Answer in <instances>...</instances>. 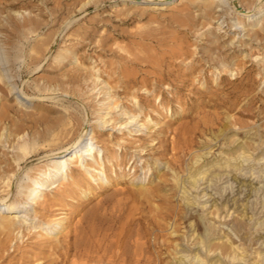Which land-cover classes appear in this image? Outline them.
<instances>
[{
	"label": "rangeland",
	"instance_id": "1",
	"mask_svg": "<svg viewBox=\"0 0 264 264\" xmlns=\"http://www.w3.org/2000/svg\"><path fill=\"white\" fill-rule=\"evenodd\" d=\"M132 1L144 4L148 2L156 3L160 0H0V52L5 53L10 50L9 53H11L12 58H10V60L3 59L0 63V70L4 78V80H0V86L2 85L0 87V94L5 96L4 99L0 98V107H2V109H0V116L3 112L6 113V120L0 124V127L4 125L3 128L6 129L3 130V133L5 134L3 140L5 142L2 144L0 143V157H6L7 155L5 154L7 152V154H10V157H14L16 153L15 149L16 151L18 149L19 137L14 141L13 137L9 138V133L13 129L16 130V128L21 130V139L19 142L27 140L28 138L29 142L31 141V143H33L34 141L32 140L37 138L36 142L39 145V147L37 144L35 145L38 151L34 150L35 148H32L33 152L26 157L27 162L23 164L20 169H18L20 174L19 176L22 180L15 181L13 184V187H15L13 188L9 198H12L13 201L19 196L20 191L25 190L21 188L20 185H24V183L32 185L34 180L40 178L38 168L44 170L47 169V171H49V169H52V165H50L52 161L61 160L57 159L59 158V155L56 156L54 154L55 152H50L51 148L49 146L46 148L47 150L43 149V146L52 143L47 140V137L45 138L44 136H41V133L45 131L49 123H52L51 119H55L54 121H56L57 117L58 119L68 118L71 113L75 119L80 117V120H86V123L84 124L86 129L82 134V139L90 140V138H94L95 140L93 139V142H95L96 150L94 157H91V159H88L89 157H84L78 162L77 167L65 165V169L57 177L53 178L54 182H56V185H59V187L52 189V182L47 183L46 189L39 193L37 197L36 202L38 205L33 204L31 205V209H26L24 213L26 214L25 217L21 218V223H18V225L22 227L20 234L17 235L18 232L16 230L15 235H17V239L15 237L13 243L10 245L11 248L9 246V248L3 251L6 263L12 260L13 257H16L15 259L18 260V262L16 263L14 261L12 264H53L54 260L60 256V258H62L59 260L60 264H72L73 260L75 261L74 252L66 256L62 255V253H64V249L59 250L55 248L53 250V247H56V243L58 244L57 246H59V244L61 245L63 241L67 240L70 243H73L75 236L83 229L85 222L90 215L96 211L100 212L101 210V214L104 213L107 214L108 217H112H107V219L110 222L117 223L119 230H121L122 225L126 228L127 232L125 233V237L123 235L119 236L113 234L111 236L112 241L116 242L119 239L121 245L123 244L121 246L122 249L126 247L134 248L135 241L138 239L137 231H140L146 237L145 241H147L148 253L151 256L153 255V257H155L160 264H175L176 262V264H179V260H182L185 264H202L203 261L205 262L203 264H264V40L261 44L260 41L252 40L248 36V32H250L251 29L261 30L262 25L264 26V0H261L259 10L255 12V17L252 16V13H247L246 0H244V2L242 0H238L239 3L240 1L242 3L238 4V9H235L234 6L226 2L223 7L216 9L213 14L211 13V17L210 15L206 17L204 13L207 10L206 6H198L199 8L197 6H190L191 8H188V6H182L180 4V0H169L173 3V6H175L174 8H169L161 11L160 13L146 11L140 19L122 23L120 20L125 19L127 14L131 13V16L142 14L141 10L138 11L135 7H133L134 5L131 3ZM123 3L127 4V9H118L122 8ZM84 4H87V11L82 10V6ZM129 8L130 10L133 8V11L128 10ZM189 16H191V18ZM211 18L213 20H211ZM96 19L99 21L102 20V23L98 24L97 21H95ZM25 21L32 22H29L28 26H24V28L23 23ZM93 24H98L97 35H95L96 37L94 36V38L92 37L94 39L93 45L88 49L81 50V53L79 52L78 55L81 56L82 54L88 60L86 66H83L84 68L81 67L83 71L88 68L91 69L97 65V69H102V71L106 72L99 71L98 74L103 75L104 73L103 77L106 78V76H109L107 74L110 72L111 68H117V66H120V61H123V67L126 66L124 64V60H122L119 55H125L126 57L129 56H127L125 52L120 51V46L125 49L126 46H128L127 49L129 50L132 48L130 45L134 46L132 49H135L140 43V46L143 44V48L146 47L145 50L149 49L150 52L153 51L151 52L152 55L154 52L155 54H158V52L159 54L161 53L160 55L162 56L159 54L158 56L156 54L158 56L157 64L161 63L163 69L164 66H169V71L171 70L170 74L167 72L165 75L168 80L165 82H158L156 76L154 74H150L149 77L151 78L148 80L149 85L142 89H140L141 86L138 85L140 87L138 88L140 89L139 95L144 94V100H141L139 95L136 97L131 94H122L121 91H123V89L120 84L117 86L115 81L114 84L112 83V86L116 85L117 87H115L120 90V94L117 97H114L115 99L109 98V95L103 98V95L99 94V90L100 87H105V84L99 86V89L97 88V90L92 88L93 85L91 84V79V81L89 80L86 82L83 77L82 86H75L76 90L79 89L75 95H67L63 90H58V87L56 88L57 90L54 91V85L52 86L53 88H51L53 93L50 92L51 89H46V93L49 91L50 94H45L42 89L48 87V85H52L51 82L54 79H58L60 81H62V79L66 80L67 78H63L62 76H67V73L68 75H71L79 69L81 66L80 62L74 64L75 60H72L71 62L68 60L65 65H58V63L56 64L57 61L55 58L58 52L65 49L67 46L69 47L72 44L82 42L84 40L83 38L87 37L83 33H86V30L91 31V27L93 28L94 26ZM113 31L114 33H117L114 34ZM126 31L128 32L127 35L125 34ZM118 33L122 34L121 37L118 36ZM134 34L137 38L136 36H133ZM141 35H149L151 38L153 36V40H155L139 41ZM7 36H10V38H7ZM102 36L110 38L111 44L113 43L110 47L113 48V54L111 52L107 55H104L106 53L100 54L99 49L95 52L93 46L98 45V42H100L101 38H103ZM217 38L221 41L220 43L224 42L222 43L223 46L225 44V48L222 50V53L219 52L217 48L213 47L215 44L211 42L215 39V41H217ZM133 39L136 42L135 43L133 41L135 44L132 43ZM207 41L210 42L208 43ZM143 42H145L146 45ZM150 42L153 44H149ZM114 43L115 46H113ZM154 46V49H157V52L153 49ZM151 47L153 50H150ZM179 48H181V51H178L180 50ZM114 49L117 51L114 52ZM132 49H130V51ZM173 50H175L174 54L175 52H178L173 55ZM163 51H165V56L168 54L166 57L163 56ZM187 51H193L192 55L186 54ZM226 53L229 54V60L227 65L224 66L229 67L224 71L226 72V75L222 76L220 70L224 68L223 65L218 63V70H216L215 68L210 67L207 60L215 55L216 56L214 58L218 59L220 54L224 57ZM257 54L258 57L256 56ZM156 55L154 57H156ZM208 55L209 57H207ZM200 57H204L205 60L203 59V61H201L202 59ZM163 58H165L166 61ZM240 59L242 63L240 62ZM107 61L110 62L108 63ZM108 64H112V66L110 67ZM157 64H155V66H149L150 68L147 70H151L150 72H152L153 67L160 70L161 65H158V67ZM240 64L242 65L241 68H244V71L242 70L244 76L248 72L251 73V76L243 80L241 79L235 81L234 79L237 75L236 71H238V69L240 71ZM148 65H150V63ZM252 65L254 66V69ZM128 69V71L132 73L138 72L134 66H131V68L129 67ZM69 72L72 73L69 74ZM192 74L193 77L191 79L190 76H192ZM160 76L162 78V75H157L158 78H160ZM176 76H178L179 79H177ZM196 76L197 79H194ZM116 77L117 75H114V78ZM181 78L182 83L180 81ZM46 81H48L49 84ZM15 85H18L20 88H24L26 91L28 90L27 92L30 93V95L33 94L32 96H35V98L30 101L24 100L22 97L18 96L16 88L13 89ZM68 86H64V90L67 89L66 91H69L71 89L70 92H72L74 90H72L73 87ZM3 87L6 90L2 89ZM39 87H42V89ZM84 87H87L86 89L88 91ZM137 87L135 89H137ZM38 88L40 90H36ZM80 89L84 90L86 93L81 94L83 91H80ZM220 91L225 92L222 94ZM229 93L232 96H229ZM65 96H67L68 99ZM76 97H78V99ZM212 97L214 99H212ZM94 99H96L95 102ZM103 99H105V103L104 101H101ZM79 100L81 101L79 102ZM145 100L146 102H143ZM210 100H213L214 102L212 101L211 103ZM232 101L233 103H231ZM93 106H95L96 111ZM127 112L128 114H126ZM24 114H28V117ZM211 114H214V116H210ZM45 119L49 120V122ZM39 120L40 122L42 121V124ZM194 120L196 121L195 125L193 122ZM220 120L221 122H219ZM105 121L108 122L105 123ZM5 122H7V124ZM21 122L23 123L21 124ZM75 122L76 123L74 124L73 129L78 128V122ZM208 122L214 124L212 125L210 123V126ZM191 123L194 126H192ZM188 126H191L194 130ZM69 127L71 128V126ZM197 128L198 130H196ZM187 129L191 134L194 132V134H192L193 136L189 132L188 134L186 133ZM199 130L202 131V134ZM185 135L187 136L185 137L186 139L184 138ZM48 137L49 139L50 137L51 139L53 138L52 136ZM39 138L41 143L38 142ZM187 138L190 140H187ZM9 139L10 142L12 140L13 143H9ZM178 139L180 142H178ZM45 141L50 143L47 144ZM176 141L179 145L174 143ZM182 141L183 145L181 144ZM44 142L46 144H44ZM185 143L188 144L186 145ZM12 144L16 146L14 147ZM176 146L180 147L177 148ZM226 149L230 150L232 153L230 151L227 152ZM94 162H100L102 163V166H95V164H93ZM155 164L157 166H155ZM87 165H93V169L97 167L96 171L95 169L93 170L89 168ZM72 169L75 172L74 177H71ZM197 172L202 173V175L197 177L201 180L199 182V184H201L193 187L191 185V176L198 174ZM233 176H236L237 178ZM203 178L204 180H202ZM235 178L236 180H234ZM138 190L140 191L137 192ZM149 190H151L152 193ZM59 191L60 193H63L60 194ZM120 193H125L123 195L124 198L122 197L124 200L121 199L122 194L120 196ZM128 196H132L130 197L131 202L128 200ZM118 197H120V199ZM114 201L116 203H114ZM47 202L48 204H46ZM121 202L124 203L119 204ZM188 202L189 204L187 205ZM116 206H120L122 209L124 208L125 211L124 209L119 210V207L118 209H115ZM160 206L162 208H160ZM111 207L115 212L110 210ZM157 209L158 212H156ZM173 210L175 211L171 212ZM216 212H218V214ZM84 213L86 214L84 215ZM44 215L45 217H43ZM134 217L136 221H134ZM4 218L5 217L2 218V216H0V221H5L6 219L4 220ZM81 218L82 220H80ZM188 218L190 220H188ZM8 219L9 218L7 217V220ZM22 219H24V221ZM46 219H49V222ZM79 220L80 222L78 223ZM196 221H201L202 224L199 223L198 225V222ZM55 222H61V226H56L59 229L57 228L54 232L43 229L48 224H53V227H55ZM137 222L141 223L138 225ZM132 223L133 225H131ZM147 226L149 229L147 228L146 231ZM198 226L200 231L196 232L195 230H198ZM136 227L137 229H135ZM129 228H134L135 231L132 229L129 230ZM209 229L211 233L210 236H213L214 238L208 236L207 240L212 239L213 245L226 246L231 251V255L221 256L222 254L220 250H217L216 252L215 250H212L213 245L204 247L203 244L200 243V238L198 236L199 233L206 235ZM67 231H70L72 234ZM128 232L132 234L129 235V237L126 235L129 234ZM236 232H238L237 234L239 237L235 235ZM67 233L68 235L64 237L63 234L66 235ZM147 234L149 235L147 236ZM201 237L204 238L203 236ZM59 238L60 240H58ZM124 239L128 242L123 241ZM132 239L134 241H132ZM233 241L236 245L235 243L233 245L231 244ZM51 242H54V245ZM36 244L39 246L36 247ZM150 245L152 246L150 247ZM205 248L208 251H205ZM202 249L204 250L202 251ZM238 249L241 251L239 252ZM51 251L52 255L48 254ZM157 251L161 252V254ZM189 252H191V254ZM205 254L208 255L206 256ZM235 255H237L236 259L234 258ZM240 255L241 258L239 257ZM244 255L245 257H243ZM23 257V261H19ZM191 257H194L193 260ZM207 259L209 261H207ZM241 259L243 261H241Z\"/></svg>",
	"mask_w": 264,
	"mask_h": 264
},
{
	"label": "bare ground",
	"instance_id": "2",
	"mask_svg": "<svg viewBox=\"0 0 264 264\" xmlns=\"http://www.w3.org/2000/svg\"><path fill=\"white\" fill-rule=\"evenodd\" d=\"M243 2H244V0H242ZM247 1V6H246V8H247V13H252V16H256L255 15V12L257 11V10H259V6H260V2H261V0H246ZM226 2L227 3H229V4H231L232 6H234V8L235 9H238V4H242L241 3V1H240V3H239V1L238 0H180V4L182 5V6H188V8L190 7V6H206V8H207V10H206V12H204L205 13V15H206V17H208V15H210V17L212 16V14L215 12V10L216 9H218V8H221V7H223L224 6V4H226ZM134 6L133 7H135V9H137L138 11L139 10H141V12H142V14H140V15H130L131 13L128 11V10H130V8L127 10L130 14H127L126 15V18L125 19H121L120 21L122 22V23H127V22H129V21H132V20H136V19H140L141 18V16H143V14H145V12L146 11H152V12H156V13H160L161 11H164V10H167V9H172V8H174L175 6H173V3L172 2H170L169 0H160L159 2H148V3H138L137 1H135V2H131ZM246 4V3H245ZM244 4V5H245ZM127 4L126 3H123V6H122V8H118V9H124V8H126L127 9V7L128 6H126ZM86 6H87V4H84L83 6H82V10H85V11H87L88 9L86 8ZM191 8V7H190ZM199 8V7H198ZM205 8V9H206ZM245 8V7H244ZM133 8H131V10H132ZM130 10V11H131ZM137 10H136V12H137ZM202 10H203V8H202ZM133 11V10H132ZM198 11H200V10H198ZM205 11V10H204ZM220 11V10H219ZM127 13V12H126ZM151 13V12H150ZM163 13V12H162ZM212 13V14H211ZM135 14V13H134ZM195 14V13H194ZM151 15V14H150ZM159 15V14H158ZM198 15H199V13H198ZM222 15V14H221ZM194 16V15H193ZM202 16V15H201ZM214 16V15H213ZM224 16V15H223ZM222 16V17H223ZM145 17V16H144ZM190 18H191V16H189ZM205 18V17H204ZM213 18V17H212ZM211 18V20H213ZM218 18V17H217ZM70 19V18H69ZM214 19H216V18H214ZM104 20V19H103ZM155 20V19H154ZM153 20V21H154ZM66 21V20H65ZM95 21H97V23L98 24H101L102 23V20H95ZM119 21V20H118ZM119 21V22H120ZM138 21V20H137ZM157 21V20H156ZM29 22H32V21H25L24 23H23V27L24 26H28V24H29ZM142 22V21H141ZM154 23V22H153ZM20 24V23H19ZM18 24V25H19ZM98 24H93L94 26H93V28L91 27V31H87L86 30V33H83V34H85L87 37H84L83 39V41L82 42H79V43H76V44H72L71 46H67L65 49H63L62 51H59L58 52V54H57V56H56V58H55V60L57 61L56 62V64L58 63V65H65L67 62H68V60H70V62L73 60H75V62H74V64L75 63H79L80 62V64H81V66L79 67V69L78 70H76V72L75 73H73V74H71L70 72H69V74H71V75H68V73H67V76L66 75H64V76H62L63 78L65 77V78H67L66 80H64V79H62V81H60V80H58V79H54L52 82H51V84L52 85H48L49 83H48V81H46L48 84V87H45L44 89H42V87L40 88V89H42L43 90V92H45V94H47V93H49V91L46 93V89L48 90V89H51V88H53L52 86L54 85L55 86V89H54V91H56L57 89V87H58V90H63L64 92H65V94H76L77 93V91H79V89L78 90H76L75 89V86H79V85H81L82 86V77L84 78V81L86 80V82L87 81H89L90 79L92 80V85H93V87L91 86V84H90V86L92 87V88H94V89H99V86H101V85H103V84H105V87H103V88H101L100 87V90H99V94L101 95H103L102 97L104 98V97H106L107 95H109L108 97L109 98H114V97H117L119 94H120V90H118L116 87L118 86V84H120V86H121V88L123 89V91H121L122 92V94H125V95H135L136 97L139 95V91H140V89H142V88H144L145 86H147V85H149V83H148V80H149V78H151V77H149V75L151 74H154L155 76H156V79L158 80V82L160 81V82H165L166 80H168V78L167 77H165V75H166V73L167 72H169V74H170V71H169V66H164V69L162 68V65H161V63H159V64H157V57L161 54H159V52H158V56L155 54V52L153 53V55L151 54V52H153V51H149V47L147 48L148 50H145L146 49V47H144L143 48V44H141L142 46H140V43L138 44L139 46L138 47H136L137 48V50H136V48L135 49H132L134 46H132V45H130L132 48H130V49H132L131 51H130V49L128 50L127 49V47L128 46H126V49L125 48H121L122 46H120V51H123V52H125L126 54H127V56H129V57H126L125 55V57L123 56V55H119L120 57H121V59L122 60H124V64L127 66H124L123 67V61H120L119 63H121L120 64V66L118 67L117 66V68H111L110 69V72H108V70H107V72H108V74L107 75H109L108 77L106 76V78L105 77H103L104 76V73H103V75H101V74H98V72L100 71H102V69H97L98 68V66L96 67H92L91 69H85L84 71H83V69L81 68V67H83V66H86V63L88 62V60L81 54V56H78L79 55V52L81 53V50H84V49H88V48H90L92 45H93V38H94V36L95 35H97V28H98ZM104 24V23H103ZM105 24H106V22H105ZM121 24V23H120ZM139 24V23H138ZM264 24V23H263ZM17 25V24H16ZM123 25V24H122ZM21 26V25H20ZM22 27V26H21ZM115 27V26H114ZM25 28V27H24ZM23 28V29H24ZM112 28V27H111ZM15 29V28H14ZM19 29V28H18ZM28 29V28H27ZM114 29V28H113ZM252 30V29H251ZM250 30V32H248L247 34H248V36L252 39V40H257V41H260L261 42V44H262V42H263V40H264V26L262 25V29L261 30H252L251 31ZM16 31V30H15ZM20 31H21V29H20ZM150 32H153V31H150ZM11 33V32H10ZM113 33H114V31H113ZM117 33V32H116ZM116 33H114V34H116ZM120 33V32H119ZM118 33V36L119 37H121V35L122 34H119ZM122 33V32H121ZM125 34L127 35L128 34V32L126 31L125 32ZM140 34H143V33H140ZM153 34V33H152ZM9 35V34H8ZM11 35V34H10ZM84 35V36H85ZM110 35V34H109ZM108 35V36H109ZM124 35V34H123ZM138 35V34H137ZM149 35H150V33H149ZM149 35L147 36V35H141V38H140V40L139 41H145V40H152V41H154L153 40V36H152V38L151 37H149ZM154 35V34H153ZM217 35V34H216ZM134 37L136 36L135 34L133 35ZM151 36V35H150ZM155 36H157V35H155ZM154 36V37H155ZM55 37V36H54ZM54 37H53V40H54ZM83 37V36H82ZM93 37V38H92ZM96 37V36H95ZM103 38H101V40H100V42H98V45H94L93 46V48L95 49V52H96V50L97 49H99V52H100V54H102V53H106V54H104V55H107L109 52H111L112 54H113V48H110L111 47V45L113 44H111V42H110V38L109 37H104V36H102ZM111 37H112V35H111ZM130 37V36H129ZM139 37V36H138ZM217 37V36H216ZM7 38H10V36L8 37L7 36ZM136 38H137V36H136ZM213 38V37H212ZM118 39V38H117ZM6 40H8V39H6ZM137 40V39H136ZM162 40V39H161ZM216 40V39H215ZM215 40H213V41H211L213 44H215L213 47H215V48H217V50L219 51V52H221L222 53V50L225 48V44H224V46H223V44L222 43H224V42H222V43H220L221 41H219L218 40V38H217V41H215ZM10 41V40H9ZM81 41V40H80ZM131 41V40H130ZM134 41V39L132 40V43H134L133 42ZM138 41V42H139ZM151 41V42H152ZM157 41V40H156ZM109 42H110V46H109ZM113 42V41H112ZM117 42V41H116ZM149 43V44H153V43ZM159 42V41H158ZM160 42H163V41H160ZM208 42V41H207ZM210 42V41H209ZM208 42V43H209ZM244 42V41H243ZM131 43V44H132ZM136 43V42H135ZM134 43V44H135ZM142 43V42H141ZM144 44H145V42H143ZM146 43H147V41H146ZM206 43V42H205ZM158 44V43H157ZM156 44V45H157ZM163 44V43H162ZM248 44V43H247ZM146 45V44H145ZM144 45V46H145ZM151 45H149V46H151ZM245 45V44H244ZM243 45V46H244ZM113 46H115V43H114V45ZM112 46V47H113ZM117 46H119V45H117ZM192 46V45H191ZM195 46H196V44H195ZM248 46V45H247ZM250 46V45H249ZM166 47V46H165ZM203 47V46H202ZM251 47V46H250ZM263 47V46H262ZM38 48V47H37ZM117 48V47H116ZM155 48V46L153 47V49ZM198 48H199V46H198ZM13 49V48H12ZM119 49V48H118ZM152 49V47H151V49L150 50H153ZM180 50H178V51H181V48H179ZM38 50V49H37ZM145 50V51H144ZM155 50V49H154ZM157 50V49H156ZM155 50V51H156ZM162 50V49H161ZM186 50V49H185ZM208 50H210V49H208ZM257 50V49H256ZM9 51L10 50H8L7 52H5V53H1L0 52V63L2 62V60L3 59H6V60H10V58H11V53H9ZM31 51H33V50H31ZM117 50L116 49H114V52H116ZM119 51V52H120ZM144 51V52H143ZM174 51L175 50H173L172 52V54L173 55H175L177 52H175V54H174ZM184 51V50H183ZM196 51V50H195ZM201 51V50H200ZM211 51V50H210ZM259 51V50H258ZM257 51V52H258ZM35 52V51H34ZM157 52V51H156ZM165 51H163V53H164ZM193 52V51H192ZM192 52H190V51H187L186 52V54H188V55H192ZM211 52H213V51H211ZM216 52V51H215ZM218 52V53H219ZM261 52V51H260ZM29 53H30V51H29ZM32 53V52H31ZM121 53V52H120ZM141 53H142V55H141ZM162 53V54H163ZM197 53V52H196ZM214 53V52H213ZM229 53V52H228ZM262 53V52H261ZM260 53V54H261ZM264 53V52H263ZM14 54V53H13ZM34 54V53H33ZM117 54V53H116ZM116 54H114V55H116ZM156 55V57H154L155 55ZM179 54V53H178ZM194 54V53H193ZM207 54V53H206ZM205 54V55H206ZM210 54V53H209ZM230 54V53H229ZM229 54H225V56L223 57V56H221V54L219 55V58L218 59H216V58H214L215 56H213L212 58H210V59H208L207 60V63L210 65V67L212 68H215L216 70H218L217 69V65H219V64H222L223 65V67L224 68H220L219 70L221 71L220 73H222V76H225L226 74V72H224L229 66H224V65H227V62H228V60H229ZM259 54V53H258ZM258 54L256 55L257 57H258ZM31 55V54H30ZM44 55V54H43ZM168 54H166V56H167ZM170 55V54H169ZM181 55H182V53H181ZM185 55V54H184ZM195 55V54H194ZM193 55V56H194ZM214 55V54H213ZM218 55V54H217ZM223 55V54H222ZM16 56H18V55H16ZM117 56V55H116ZM118 56V57H119ZM160 56H162V55H160ZM163 56H165V53L163 54ZM165 56V57H166ZM183 56V55H182ZM181 56V57H182ZM210 56H212V55H210ZM239 56V55H238ZM242 56V55H241ZM250 56V55H249ZM248 56V57H249ZM31 57V56H30ZM45 57V56H44ZM102 57V56H101ZM115 57V56H114ZM207 57H209V55L207 56ZM253 57V56H252ZM160 58V57H159ZM158 58V59H159ZM169 58V57H168ZM168 58H167V61H168ZM172 58V57H171ZM173 58H175V57H173ZM201 59V61H203V59L205 60V58L204 57H200ZM241 58V57H240ZM254 58V57H253ZM12 59V58H11ZM102 59V58H101ZM119 59V58H118ZM164 60H165V58H163ZM236 59V58H235ZM243 59V58H242ZM163 60V61H164ZM200 60H199V62H200ZM238 60V59H237ZM97 61V60H96ZM116 61H118V60H116ZM115 61V62H116ZM166 61V60H165ZM244 61V60H243ZM93 62V61H92ZM104 62V61H103ZM108 63L110 62V61H107ZM106 62V63H107ZM161 62V61H160ZM205 62V61H204ZM230 62V61H229ZM240 62L242 63V61H241V59H240ZM37 63V62H36ZM35 63V64H36ZM150 63V65H148ZM164 63V62H163ZM171 63V62H170ZM169 63V64H170ZM206 63V64H207ZM219 63V64H218ZM261 63V62H260ZM99 64V63H98ZM105 64V63H104ZM155 64H157V66L158 65H161V69L160 70H162V71H160V70H157V69H155L154 67H153V69H152V72H150L151 70H147V69H149L150 67L149 66H151V65H153V66H155ZM167 64H168V62H167ZM236 64V63H235ZM245 64V63H244ZM247 64V63H246ZM37 65V64H36ZM57 65V66H58ZM77 65V64H76ZM100 65V64H99ZM108 65H110V67L112 66V64H108ZM116 65H119V64H116ZM194 65V64H193ZM200 65H201V62H200ZM79 66V65H78ZM131 66H134L136 69H137V73H132V72H130V71H128L129 69V67L131 68ZM172 66V65H171ZM174 66V65H173ZM203 66V65H202ZM205 66V65H204ZM239 66V65H238ZM253 66V65H252ZM89 67H91V66H89ZM114 67V66H113ZM121 67V68H120ZM159 67V66H158ZM194 67V66H193ZM198 67V66H197ZM242 67V65L240 64V71H239V69H238V71H236L237 72V75H236V78L234 79L235 81H238V80H243V79H245V78H248V77H250L251 76V73L250 72H248L245 76H244V74L242 73V70L244 69H242L241 68ZM243 67H244V65H243ZM84 68V67H83ZM133 68V67H132ZM168 68V69H167ZM171 68V67H170ZM189 68H191V67H189ZM263 68H264V66H263ZM1 69V68H0ZM75 69V68H74ZM107 69V68H106ZM105 69V70H106ZM173 69V68H172ZM193 69V68H192ZM195 69V68H194ZM253 69H254V66H253ZM73 70V69H72ZM104 70V69H103ZM131 70V69H130ZM132 70H134V69H132ZM196 70V69H195ZM200 70H202V69H200ZM247 70V69H246ZM136 71V70H135ZM173 71V70H172ZM193 71V70H192ZM223 71V72H222ZM244 71V70H243ZM248 71V70H247ZM102 72H105V71H102ZM134 72V71H133ZM191 72V71H190ZM195 72V71H194ZM205 72V71H204ZM229 72V71H228ZM227 72V73H228ZM106 73V72H105ZM197 73V72H196ZM202 73H203V71H202ZM218 73H219V71H218ZM253 73V72H252ZM260 73V72H259ZM258 73V74H259ZM65 74V73H64ZM158 74H160V75H162V78H161V76H160V78H158L157 77V75ZM178 74H180V73H178ZM234 74V73H233ZM261 74V73H260ZM114 75H117V77L116 78H114ZM177 75V74H176ZM182 75V74H181ZM184 75H185V73H184ZM184 75H183V77H184ZM201 75V74H200ZM221 75V74H220ZM231 75V74H230ZM167 76H168V74H167ZM173 76V75H172ZM186 76H187V73H186ZM190 76V75H189ZM177 77V79H179L178 78V76H176ZM182 77V78H183ZM191 77V79H192V77H193V74H192V76H190ZM195 77V76H194ZM254 77V76H253ZM257 77V76H256ZM55 78V77H54ZM171 78V77H170ZM169 78V79H170ZM182 78H181V83H182ZM228 78V77H227ZM4 80V78H3V76H2V73H1V70H0V80ZM116 79H118V80H116ZM155 79V80H156ZM173 79V78H172ZM194 79H197V76H196V78H194ZM251 79V78H250ZM256 79V78H255ZM255 79H253V80H255ZM52 80V79H51ZM90 80V81H91ZM174 80V79H173ZM176 80V79H175ZM186 80V79H185ZM249 80V79H248ZM252 80V81H253ZM101 81V82H100ZM117 83V86L115 87V86H112V83L114 84L115 82ZM172 81V80H171ZM195 81V80H194ZM194 81H191V82H194ZM245 81V80H244ZM251 81V80H250ZM256 81V80H255ZM189 82V81H188ZM208 82V81H207ZM242 82V81H241ZM55 83V84H54ZM155 83H157V82H155ZM187 83V82H186ZM210 83V82H209ZM244 83V82H243ZM89 84V83H88ZM153 84V83H152ZM179 84V83H178ZM249 84V83H248ZM5 85V84H4ZM68 85H70L71 87H73L72 88V92H70V90L69 91H66V90H64V86H68ZM85 85V84H84ZM138 85H140L141 86V88L138 86ZM155 85V84H154ZM162 85V84H161ZM174 85V84H173ZM181 85H184V84H181ZM241 85H242V83H241ZM250 85V84H249ZM2 86V85H1ZM0 86V87H1ZM40 86H42V85H40ZM70 86H68V87H70ZM138 86V87H137ZM190 86H192V85H190ZM248 86V85H247ZM44 87V86H43ZM76 87V88H77ZM88 87V86H87ZM86 87V88H87ZM137 87V89H135ZM151 87V86H150ZM156 87V86H155ZM161 87V86H160ZM180 87V86H179ZM16 88V90L18 91V92H16V93H18V96H20V97H22L24 100H28V101H30V100H32V99H34L35 98V96H32V95H30V93H28L24 88H20L18 85L16 86H14L13 87V89H15ZM36 89V90H40V89ZM85 88V87H84ZM85 88V89H86ZM120 88V87H119ZM138 88H140V89H138ZM148 88V87H147ZM183 88H185V87H183ZM192 88V87H191ZM2 89H5L4 87L2 88ZM12 89V90H13ZM97 89V90H98ZM157 89V88H156ZM6 90V89H5ZM82 89H80V91H81ZM87 90V89H86ZM186 90H188V89H186ZM83 92H81V94L82 93H86V92H84V90H82ZM88 91V90H87ZM183 91V90H182ZM4 92V91H3ZM50 92H52V89H51V91ZM62 92V91H61ZM188 92V91H187ZM192 92V91H191ZM194 92V91H193ZM201 92V91H200ZM208 92V91H207ZM218 92V91H217ZM220 92H222V91H220ZM219 92V93H220ZM223 92H225V91H223ZM223 92H222V94H223ZM6 93V92H5ZM4 93V94H5ZM9 93V92H8ZM41 93H42V91H41ZM53 93V92H52ZM59 93V92H58ZM97 93V92H96ZM190 93V92H189ZM50 94V93H49ZM55 94V93H54ZM64 94V93H63ZM92 94V93H91ZM161 94V93H160ZM204 94H205V92H204ZM208 94V93H207ZM209 94H211V93H209ZM218 94V93H217ZM60 95V94H59ZM84 95H86V94H84ZM90 95V94H89ZM93 95V94H92ZM159 95V94H158ZM162 95V94H161ZM183 95V94H182ZM190 95H191V93H190ZM220 95V94H219ZM218 95V96H219ZM225 95V94H224ZM231 94L229 93V96H230ZM47 96V95H46ZM64 96V95H63ZM73 96V95H72ZM77 96H79V95H77ZM81 96V95H80ZM87 96H88V94H87ZM97 96H98V94H97ZM122 96V95H121ZM140 96V98H141V100L145 97L144 96V94H142V95H139ZM186 96V95H185ZM197 96V95H196ZM208 96V95H207ZM218 96H216V97H218ZM222 96V95H221ZM232 96V95H231ZM4 97L5 96H3V95H1L0 94V98L1 99H4ZM39 97V96H38ZM67 99H68V97L67 96H65ZM84 97V96H83ZM86 97V96H85ZM96 97V96H95ZM127 97H129V96H127ZM134 97V96H133ZM136 97H134V98H136ZM189 97V96H188ZM195 97V96H194ZM220 97V96H219ZM224 97V96H223ZM227 97H228V95H227ZM37 98V97H36ZM58 98V97H57ZM60 98V97H59ZM75 98V97H74ZM77 99H78V97H76ZM90 98H91V96H90ZM94 98V97H93ZM126 98V97H125ZM214 98H215V95H214ZM213 97H212V99H214ZM226 98V97H225ZM0 99V100H1ZM63 99H64V97H63ZM80 99V98H79ZM88 99V98H87ZM107 99V98H106ZM115 99V98H114ZM219 99V98H218ZM7 100V99H6ZM61 100V99H60ZM65 100V99H64ZM84 100H86V99H84ZM95 100L96 99H94V102H95ZM144 100V99H143ZM147 100H148V98H147ZM166 100V99H165ZM222 100H224V99H222ZM226 100H228V99H226ZM225 100V101H226ZM81 100H79V102H80ZM93 101V100H92ZM102 102L104 101V103H105V99H103V100H101ZM211 101V100H210ZM209 101V102H210ZM213 101V100H212ZM212 101H211V103H212ZM216 101V100H215ZM85 102V101H84ZM143 102H146V100L145 101H143ZM214 102V101H213ZM222 102V101H221ZM227 102V101H226ZM103 103V104H104ZM149 103V102H148ZM219 103V102H218ZM231 103H233V101L231 102ZM107 104V103H106ZM217 104V103H216ZM220 104V103H219ZM221 104H223V103H221ZM6 105V104H5ZM4 105V106H5ZM82 105V104H81ZM96 105V104H95ZM98 105V104H97ZM218 105V104H217ZM227 105V104H226ZM4 106H3V108H4ZM79 106H80V104H79ZM85 106H87V105H85ZM84 106V107H85ZM8 107H9V105H8ZM81 107V106H80ZM82 107H83V105H82ZM94 107V110H95V106H93ZM110 107V106H109ZM206 107H207V105H206ZM86 108V107H85ZM104 108V107H103ZM102 108V109H103ZM111 108V107H110ZM0 109H2V107H0ZM5 109H6V107H5ZM231 109H232V107H231ZM9 110H11V109H9ZM8 110V111H9ZM96 111V110H95ZM205 111V110H204ZM203 111V112H204ZM51 112V111H50ZM129 112V111H128ZM128 112L126 113V114H128ZM206 112V111H205ZM1 113V112H0ZM11 113V112H10ZM94 113V112H93ZM107 113V112H106ZM207 113V112H206ZM211 113V112H210ZM210 113H208V114H210ZM8 114V113H7ZM205 114V113H204ZM24 115H26V114H24ZM28 115V114H27ZM26 115V116H27ZM99 115V114H98ZM107 115H108V113H107ZM202 115V114H201ZM214 116V114H211L210 116ZM219 115V114H218ZM8 116V115H7ZM20 116V115H19ZM106 116V115H105ZM204 116V115H203ZM209 116V117H210ZM217 116V115H216ZM230 116V115H229ZM13 117V116H12ZM15 117V116H14ZM18 117V116H17ZM16 117V118H17ZM22 117H24V116H22ZM21 117V118H22ZM28 117V116H27ZM45 117V116H44ZM47 117V116H46ZM50 117V116H49ZM63 117V116H62ZM75 117H77V116H75ZM202 117V116H201ZM20 118V117H19ZM31 118V117H30ZM33 118H34V116H33ZM52 118V117H51ZM50 118V119H51ZM56 118V117H55ZM80 118V117H79ZM78 117L75 119L74 118V116L70 113V115H69V117L68 118H60V119H58V117H57V119H56V121H54V120H52L51 119V122L52 123H49V125L46 127V129H45V131L43 132V133H41L40 135L41 136H44L45 138L47 137L48 139V141H51L52 143H50V142H48V143H50V144H48L47 143V141H45L48 145H45V146H43L42 148L43 149H46L48 146L51 148L49 151L50 152H55L54 154L56 155V156H58L59 155V158H57V159H61V160H57V161H52L51 162V164L50 165H52V169H49V171H47V169H41V168H38V171L40 172V178H38V179H36V180H34L33 181V184L31 185V184H28V183H24V185H20V187L21 188H23V189H25V190H22V191H20V193H19V196L16 198V199H14L13 201H12V198H9L10 197V195H11V192L13 191V188L15 187H13V184L15 183V181H17V180H22L21 179V177L19 176L20 174H19V170L18 169H20V167L23 165V164H25L26 162H27V159H26V157L28 156V155H30L33 151H32V148H35L34 150H37V148H36V144L38 145V143L36 142V140H37V138L35 139V140H32V139H30V140H32V141H34L33 143H31V141L29 142V140H28V138H27V140H23L22 142H19V140L21 139V130L20 129H18V128H16V130H12V131H10V133H9V138H11V137H13L14 138V141L15 140H17V138H18V149H17V151H16V149H15V155H14V157H10L9 155L10 154H5V155H7L6 157H0V216H2V218L3 217H5L4 218V220L5 221H0V264H12V262H18V260H16L15 258L16 257H13L12 258V260H10L8 263H6V259L4 258V256H3V251H5V249H7V248H9V246L11 245V243H13V240L15 239V237L18 235V234H20V232H21V230H22V227L20 226V225H18V223H21V218H23V217H25V215L26 214H24L25 213V211H26V209H31V205H36L37 204V202H36V200H37V197H38V195H39V193H41L43 190H45L46 189V184L47 183H49V182H52V189H56L57 187H59V185L57 186L56 185V182H54V179L53 178H55V177H57L65 168H64V166L65 165H71V166H76L77 167V165H78V162L80 161V160H82L84 157H89L88 159H91V157H94L95 156V154H96V150H95V142H93V139L94 138H90V140H85V139H82V134L84 133V131H85V129H86V126H84V124L86 123L85 121H83L82 119L80 120ZM101 118V117H100ZM106 118V117H105ZM104 118V119H105ZM208 118V117H207ZM217 118H218V116H217ZM220 118V117H219ZM24 119V118H23ZM44 119V118H43ZM46 119H48V118H46ZM45 119V120H46ZM102 119V118H101ZM117 119V118H116ZM210 119V118H209ZM6 120V113H4L3 112V114H1V116H0V124H1V122H3V121H5ZM11 120V119H10ZM37 120V119H36ZM42 120V119H41ZM89 120V119H88ZM106 120V119H105ZM193 120V119H192ZM192 120H191V122H192ZM211 120V119H210ZM216 120V119H215ZM214 120V121H215ZM43 121V120H42ZM41 121V122H42ZM47 122H49V120H46ZM75 121H77L78 122V128L76 129H73L74 128V124L76 123ZM200 121H201V119H200ZM212 121V120H211ZM15 122V121H14ZM39 122H40V120H39ZM39 122H35V123H39ZM40 122V123H41ZM108 121H105V123H107ZM194 122V125H195V120L193 121ZM198 122V121H197ZM202 122V121H201ZM216 122V121H215ZM219 122H221V120L219 121ZM218 122V123H219ZM6 124H7V122H5ZM23 122H21V124H22ZM209 123V122H208ZM211 123V122H210ZM210 123H209V125H210ZM238 123V122H237ZM9 124V123H8ZM12 124V123H11ZM11 124H10V126H11ZM15 124V123H14ZM20 124V125H21ZM42 124V123H41ZM48 124V123H47ZM192 124V123H191ZM190 124V125H191ZM196 124H198V123H196ZM212 124V123H211ZM214 124V123H213ZM212 124V125H213ZM217 124V123H216ZM3 125V124H2ZM37 125V124H36ZM193 124H192V126H194ZM199 125V124H198ZM197 125V126H198ZM208 125V126H209ZM218 125H220V124H218ZM16 126V125H15ZM29 126H30V123H29ZM28 126V127H29ZM69 126H71V128L69 127ZM203 126V125H202ZM211 126V125H210ZM209 126V127H210ZM215 126V125H214ZM236 126V125H235ZM4 127V125L2 126V127H0V143L2 144V143H4L5 141L3 140V137L5 136V134L3 133V130L5 129V128H3ZM6 127V126H5ZM19 127H21V126H19ZM38 127H40V126H38ZM76 127V126H75ZM188 127H190L191 128V126H188ZM218 127V126H217ZM221 127V126H220ZM239 127V126H238ZM13 128V127H12ZM24 128V127H23ZM34 128H35V126H34ZM34 128H33V130H34ZM41 128V127H40ZM45 128V127H44ZM202 128V127H201ZM200 128V129H201ZM208 128V127H207ZM214 128V127H213ZM240 128V127H239ZM11 129V128H10ZM38 129V128H37ZM191 129H193V128H191ZM6 130V129H5ZM30 130H31V128H30ZM184 130V129H183ZM190 130V129H189ZM194 130V129H193ZM196 130H198V128L196 129ZM250 130H252V129H250ZM37 131V130H36ZM43 131V130H42ZM187 131V132H186ZM185 132L188 134V129L186 130ZM191 131V130H190ZM210 131V130H209ZM213 131V130H212ZM218 131H220V130H218ZM7 132V131H6ZM182 132H184V131H182ZM199 132L201 133L202 131H200L199 130ZM221 132V131H220ZM225 132V131H224ZM35 133V132H34ZM33 133V134H34ZM185 133V134H186ZM190 133V132H189ZM198 133V132H197ZM208 133H210V132H208ZM27 134V133H26ZM29 134V133H28ZM191 134V133H190ZM192 134H194V132L192 133ZM191 134V135H192ZM202 134V133H201ZM215 134V133H214ZM255 134H257V133H255ZM40 135H38L39 137H41ZM94 135V134H93ZM182 135H184V134H182ZM207 135V134H206ZM205 135V136H206ZM216 135V134H215ZM27 136V135H26ZM29 136V135H28ZM35 136V135H34ZM48 136H52L53 138L51 139V137H50V139H49V137ZM193 136V135H192ZM191 136V137H192ZM203 136H204V134H203ZM213 136V135H212ZM225 136H226V133H225ZM263 136V135H262ZM37 137V136H36ZM92 137H94V136H92ZM97 137V136H96ZM183 137V136H182ZM185 137H187L186 135L184 136V138ZM207 137H209V136H207ZM260 137V136H259ZM12 138V139H13ZM178 138H180V137H178ZM215 138V137H214ZM221 138V137H220ZM243 138V137H242ZM245 138V137H244ZM247 138V137H246ZM6 139V138H5ZM181 139V138H180ZM186 139V138H185ZM189 138H187V140H188ZM222 139H223V136H222ZM255 139V138H254ZM7 140V139H6ZM95 140V139H94ZM186 140V141H187ZM190 140V139H189ZM196 140V139H195ZM195 140H193V141H195ZM226 140V139H225ZM228 140V139H227ZM44 141V140H43ZM219 141V140H218ZM235 141V140H234ZM252 141V140H251ZM9 143H13V141L11 140V142H10V139H9V141H8ZM17 142V141H16ZM15 142V143H16ZM38 142H40L41 143V141H40V138H39V140H38ZM44 142V144H46ZM178 142H180L179 141V139H178ZM178 142L176 141V142H174V143H176L177 145H179L178 144ZM185 142V141H184ZM191 142V141H190ZM248 142V141H247ZM14 143V144H15ZM205 143H206V140H205ZM14 144H12V145H14ZM43 144V143H42ZM182 145H183V141H182V143H181ZM186 145L188 144V143H185ZM191 144V143H190ZM231 144H233V143H231ZM250 144V143H249ZM248 144V145H249ZM242 145V144H241ZM246 145V144H245ZM16 145H14V147H15ZM225 146V145H224ZM38 147H39V145H38ZM177 148L178 147H180V146H176ZM175 147V148H176ZM231 147H232V145H231ZM248 147V146H247ZM11 148V147H10ZM41 148V149H42ZM174 148V149H175ZM249 148V147H248ZM233 149V148H232ZM235 149H236V147H235ZM250 149H252V148H250ZM47 150V149H46ZM227 150V149H226ZM234 150V149H233ZM232 150V151H233ZM237 150H238V148H237ZM253 150V149H252ZM256 150V149H255ZM38 151V150H37ZM43 151V150H42ZM228 151H230V150H227V152ZM40 152V151H39ZM44 152V151H43ZM221 152V151H220ZM231 152V151H230ZM229 152V153H230ZM254 152V151H253ZM41 153V152H40ZM52 153V154H53ZM232 153V152H231ZM222 154V153H221ZM234 154V153H233ZM252 154H254V153H252ZM198 155V154H197ZM200 155V154H199ZM229 155V154H228ZM258 155V154H257ZM260 155V154H259ZM263 155V154H262ZM12 156V155H11ZM205 156V155H204ZM224 156V155H223ZM236 157V156H235ZM194 158V157H193ZM203 158H205V157H203ZM231 158H232V156H231ZM246 158V157H245ZM256 158V157H255ZM223 159V158H222ZM254 159V158H253ZM109 160V159H108ZM159 161V160H158ZM158 161H157V163H158ZM227 161V160H226ZM193 162H194V160H193ZM201 162V161H200ZM220 162V161H219ZM171 163V162H170ZM227 163V162H226ZM232 163V162H231ZM241 163V162H240ZM93 164H95V166H98V167H101L102 166V163H100V162H94ZM154 164V163H153ZM192 164V163H191ZM216 164V163H215ZM215 164H213V165H215ZM221 164H222V162H221ZM224 164H225V162H224ZM237 164V163H236ZM193 165V164H192ZM233 165V164H232ZM88 166V165H87ZM152 166V165H151ZM155 166H157L156 164H155ZM194 166V165H193ZM221 166V165H220ZM236 166V165H235ZM89 168H91V169H93V165H89L88 166ZM172 167H174V166H172ZM200 167V166H199ZM222 167V166H221ZM224 167V166H223ZM232 167V166H231ZM230 167V168H231ZM96 168L97 167H95L94 169H95V171H96ZM157 168V167H156ZM169 168H170V166H169ZM175 168V167H174ZM198 168V167H197ZM208 168V167H207ZM226 168V167H225ZM93 169V170H94ZM154 169V168H153ZM158 169V168H157ZM190 169V168H189ZM193 169H194V167H193ZM192 169V170H193ZM211 169H212V167H211ZM210 169V170H211ZM178 171V170H177ZM180 171V170H179ZM208 171V170H207ZM193 172V171H192ZM210 172V171H209ZM198 174H195V175H192L191 176V178H192V181H191V185L194 187V186H197L198 184H199V182L201 181L200 179H198L197 177L199 176V175H202V173H199V172H197ZM204 173V172H203ZM206 173V172H205ZM212 173V172H211ZM217 173V172H216ZM224 173V172H223ZM226 173H227V171H226ZM74 174H75V172H74V170L72 169L71 170V177H74ZM174 174V173H173ZM176 174V173H175ZM187 174H188V172H187ZM190 174V173H189ZM219 174V173H218ZM68 175V174H67ZM66 175V176H67ZM223 175V174H222ZM66 176H65V178H66ZM211 176V175H210ZM173 177L175 178V176L173 175ZM172 177V178H173ZM179 177V176H178ZM186 177H188V176H186ZM201 177V176H200ZM233 177H236V176H233ZM237 178V177H236ZM236 178L234 179V180H236ZM75 179V178H74ZM74 179H73V181H74ZM51 180V181H50ZM174 180H176V179H174ZM180 180V179H179ZM191 180V179H190ZM202 180H204V178L202 179ZM238 180V179H237ZM79 181V180H78ZM178 181V180H177ZM182 181V180H181ZM175 182V181H174ZM80 183V182H79ZM176 183V182H175ZM186 184H187V182H186ZM201 184V183H200ZM199 184V185H200ZM144 186V185H143ZM244 186V185H243ZM177 187H179V186H177ZM141 188V187H140ZM139 188V189H140ZM147 188V187H146ZM187 188V187H186ZM185 188V189H186ZM198 188V187H197ZM20 189V188H19ZM142 189V188H141ZM149 189V188H148ZM144 190V189H143ZM181 190V189H180ZM183 190V189H182ZM199 190V189H198ZM256 190V189H255ZM51 191V190H50ZM140 190H138L137 192H139ZM151 193H152V191H153V189H152V191L151 190H149ZM154 192V191H153ZM59 193H60V191H59ZM61 193H63V192H61ZM60 193V194H61ZM143 193V192H142ZM145 193V192H144ZM147 193V192H146ZM149 193V192H148ZM188 193V192H187ZM121 194L122 193H120V196H121ZM125 194V193H124ZM124 194H122V196H121V199H123L124 198ZM139 194H141V193H139ZM185 194V193H184ZM190 194V193H189ZM205 194H206V192H205ZM131 195V194H130ZM142 195V194H141ZM145 195V194H144ZM148 195V194H147ZM146 195V196H147ZM199 195V194H198ZM64 196V195H63ZM186 196V195H185ZM201 196V195H200ZM203 196V195H202ZM46 197V196H45ZM123 197V198H122ZM127 197V196H126ZM130 197H132V196H128V200H130ZM54 198V197H53ZM115 198V197H114ZM119 199H120V197H118ZM152 198L154 199V197L152 196ZM187 198V197H186ZM190 198V197H189ZM133 199V198H132ZM44 200V199H43ZM124 200V199H123ZM127 200V199H126ZM148 200V199H147ZM151 200V199H150ZM122 201V200H121ZM194 201V200H193ZM40 202V201H39ZM53 202V201H52ZM118 202V201H117ZM120 202V201H119ZM130 202H131V200H130ZM135 202H136V200H135ZM147 202H149V201H147ZM109 203H111V202H109ZM114 203H116L115 201H114ZM124 203V202H123ZM122 202L121 203H119V204H123ZM127 203V202H126ZM40 204H41V202H40ZM43 204V203H42ZM46 204H48V202L46 203ZM108 204V203H107ZM118 204V205H119ZM142 204V203H141ZM155 204V203H154ZM189 204V202L187 203V205ZM194 204H195V202H194ZM216 204V203H215ZM218 204V203H217ZM228 204V203H227ZM38 205V204H37ZM109 205V204H108ZM115 205V204H114ZM138 205V204H137ZM246 205V204H245ZM103 206H104V204H103ZM102 206V207H103ZM112 206V205H111ZM123 206H126V205H123ZM155 206V205H154ZM157 206H158V204H157ZM215 206V205H214ZM244 206V205H243ZM48 207V206H47ZM46 207V208H47ZM98 207V206H97ZM105 207V206H104ZM112 207H114V206H112ZM112 207H111V209L110 210H112ZM117 207V206H116ZM115 207V209H118V207L120 208V206H118L117 208ZM122 207V206H121ZM244 207H246V206H244ZM45 208V207H44ZM49 208V207H48ZM100 208V207H99ZM107 208V207H106ZM110 208V207H109ZM126 208V207H125ZM142 208V207H141ZM157 208V207H156ZM160 208H162L161 206H160ZM225 208H226V206H225ZM231 208V207H230ZM95 209V208H94ZM98 209V208H97ZM114 209V208H113ZM122 208H120L119 210H121ZM124 209V208H123ZM122 209V210H123ZM132 209V208H131ZM145 209H146V207H145ZM152 209V208H151ZM229 209V208H228ZM167 210V209H166ZM45 211V210H44ZM43 211V212H44ZM112 211H114V210H112ZM124 211H125V209H124ZM132 211V210H131ZM169 211V210H168ZM175 210H173V211H171V212H174ZM219 211V210H218ZM226 211V210H225ZM42 212V213H43ZM88 212H91V211H88ZM115 212V211H114ZM116 212H117V210H116ZM135 212V211H134ZM147 212V211H146ZM155 212V211H154ZM156 212H158V209H157V211ZM161 212V211H160ZM177 212V211H176ZM246 212V211H245ZM244 212V213H245ZM36 213H37V211H36ZM87 213V212H86ZM86 213H84V215L86 214ZM106 213H107V211H106ZM122 213V212H121ZM120 213V214H121ZM124 213V212H123ZM133 213V212H132ZM140 213V212H139ZM217 214H218V212H216ZM39 214V213H38ZM37 214V215H38ZM45 214H46V212H45ZM79 214V213H78ZM90 214V213H89ZM112 214V213H111ZM118 214V213H117ZM117 214H116V216H117ZM143 214V213H142ZM159 214H161V213H159ZM175 214V213H174ZM216 214V215H217ZM109 215V214H108ZM158 215V214H157ZM172 215V214H171ZM229 215H230V213H229ZM42 216V215H41ZM115 216V217H116ZM141 216H143V215H141ZM163 216V215H162ZM170 216V215H169ZM175 216H176V214H175ZM7 217L9 218L8 220H7ZM43 217H45V215L43 216ZM84 217V216H83ZM82 217V218H83ZM87 217V216H86ZM107 214H101V210H100V212L98 211H96V212H94V213H92L91 215H90V217L86 220V222H85V225H84V227H83V229L82 230H80L79 231V233L75 236V240H74V242L73 243H70L68 240L67 241H63L62 243H61V245L59 244V246H57L58 244L56 243V247H53V250L55 249V248H57V249H64V253H62V255H70L72 252H74L75 254H74V258H75V261L73 260V263L72 264H160L159 262H158V260L155 258V257H153V255L151 256L149 253H148V248H147V241H145V239H146V237L143 235V233H141L140 231H137L138 233H137V238L138 239H136V241H135V247L134 248H132V247H126V248H121V246L123 245H121V243H120V241H119V239L116 241V242H114V241H112V239H111V236L114 234V235H123L124 237H125V233L127 232L126 231V228H125V226L124 225H122V227H121V230H119V227L117 226V223H115V222H110L108 219H107ZM118 217V216H117ZM116 217V218H117ZM136 217V216H135ZM135 217H134V219H135ZM139 217V216H138ZM160 217V216H159ZM164 217H165V215H164ZM173 217V216H172ZM243 217V216H242ZM245 217H246V215H245ZM244 217V218H245ZM82 218L80 219V220H82ZM108 218H112V217H108ZM129 218V217H128ZM142 218H144V217H142ZM147 218V217H146ZM175 218V217H174ZM241 218V217H240ZM24 219H26V218H24ZM24 219H22L23 221H24ZM50 219V218H49ZM48 219V220H49ZM121 219V218H120ZM136 219H137V217H136ZM136 219L134 220V221H136ZM145 219V218H144ZM143 219V220H144ZM149 219V218H148ZM147 219V220H148ZM159 219V218H158ZM161 219V218H160ZM168 219H170V218H168ZM167 219V220H168ZM176 219H177V217H176ZM192 219V218H191ZM242 219V218H241ZM240 219V220H241ZM2 220V219H1ZM47 220V219H46ZM47 220V221H48ZM51 220V219H50ZM63 220V219H62ZM80 220L78 221V223L80 222ZM171 220V219H170ZM174 220V219H173ZM188 220H190L189 218H188ZM192 220H194V219H192ZM196 220V219H195ZM26 221V220H25ZM45 221V220H44ZM52 221V220H51ZM130 221V220H129ZM146 221V220H145ZM144 221V222H145ZM161 221H162V219H161ZM178 221V220H177ZM17 222V223H16ZM49 222V221H48ZM82 222V221H81ZM143 222V221H142ZM190 222V221H189ZM196 222H198V221H196ZM40 223V222H39ZM42 223V222H41ZM53 223V222H52ZM56 223V222H55ZM134 223V222H133ZM133 223L131 224V225H133ZM141 223V222H140ZM139 222H137V224L139 225L140 224ZM146 223V222H145ZM156 223V222H155ZM160 223V222H159ZM199 223H201V221L200 222H198V225H199ZM45 224V223H44ZM80 224H83V223H80ZM79 224V225H80ZM135 224H136V222H135ZM191 224V223H190ZM202 224V223H201ZM205 224V223H204ZM210 224V223H209ZM32 225V224H31ZM66 225V224H65ZM77 225V224H76ZM120 225V224H119ZM171 225V224H170ZM173 225H174V223H173ZM189 225V224H188ZM29 226V225H28ZM33 226V225H32ZM55 227H53V224L51 225V224H48L46 227H44L43 229H46V230H51L52 232H54L55 230H57V228L58 227H56V226H61V222H57L56 223V225H54ZM67 226V225H66ZM129 226V225H128ZM141 226V225H140ZM139 226V227H140ZM195 226H197V225H195ZM203 226V225H202ZM205 226H207V225H205ZM211 226V225H210ZM214 226V225H213ZM27 227V226H26ZM39 227V226H38ZM131 227H133V226H131ZM151 227V226H150ZM175 227V226H174ZM147 228L149 229V227L147 226L146 227V231H147ZM203 228V227H202ZM238 228H239V226H238ZM31 229V228H30ZM33 229V228H32ZM59 229V228H58ZM132 229V228H131ZM130 228H129V230H131ZM135 229H137V227L135 228ZM135 229L133 228L132 230L133 231H135ZM154 229V228H153ZM175 229H176V227H175ZM204 229V228H203ZM240 229V228H239ZM16 230H17V235H15V232H16ZM28 230V229H27ZM143 230H145V229H143ZM152 230V229H151ZM187 230V229H186ZM205 230V229H204ZM33 231V230H32ZM31 231V232H32ZM36 231H38V230H36ZM71 231V230H70ZM69 231V232H70ZM77 231V230H76ZM76 231H75V233H76ZM132 231V232H133ZM196 232L198 231H200V228H199V226H198V230H195ZM214 231V230H213ZM25 232V231H24ZM27 232H29V231H27ZM62 232V231H61ZM68 232V231H67ZM68 232V233H69ZM43 233V232H42ZM41 233V234H42ZM49 233V232H48ZM68 233L66 234V235H64L63 234V236L65 237V236H67L68 235ZM71 233V232H70ZM74 233V232H73ZM116 233V234H115ZM129 234H126V235H128V237H129V235H132L130 232H128ZM134 233V232H133ZM146 233V232H145ZM144 233V234H145ZM151 233V232H150ZM149 233V234H150ZM176 233V232H175ZM238 232H236L235 233V235L236 236H238V234H237ZM25 234V233H24ZM44 234V233H43ZM42 234V235H43ZM60 234V233H59ZM72 234V233H71ZM149 234H147V236L149 235ZM197 234V233H196ZM210 229L207 231V234L205 235V234H201V233H199V241H200V243L201 244H203V246L204 247H207V246H210V245H213L212 244V239H208L207 240V238H208V236H210ZM213 234V233H212ZM215 234V233H214ZM30 235V234H29ZM146 235V234H145ZM151 235V234H150ZM193 235V234H192ZM195 235V234H194ZM203 236L204 238H202L201 236ZM26 236V235H25ZM45 236V235H44ZM62 236V237H63ZM219 236V235H218ZM235 236V237H236ZM58 237V236H57ZM61 237V238H62ZM149 237H151V236H149ZM153 237V236H152ZM210 237H213V236H210ZM221 237V236H220ZM232 237V236H231ZM239 237V236H238ZM241 237V236H240ZM247 237V236H246ZM53 238H55V237H53ZM67 238V237H66ZM69 238V237H68ZM127 238V237H126ZM135 238V237H134ZM197 238V237H196ZM214 238V237H213ZM16 239H17V237H16ZM65 239V238H64ZM149 239V238H148ZM219 239V238H218ZM228 239V238H227ZM232 239V238H231ZM55 240V239H54ZM53 240V241H54ZM58 240H60V238L58 239ZM61 240H63V239H61ZM128 240V239H127ZM196 240V239H195ZM71 241V240H70ZM123 241H125V242H128V241H126L125 239L123 240ZM132 241H134L133 239H132ZM153 241H155V240H153ZM48 242H49V239H48ZM156 242V241H155ZM52 243V242H51ZM50 243V244H51ZM54 243V242H53ZM52 243V244H53ZM124 243V242H123ZM151 243V242H150ZM149 243V244H150ZM221 243V242H220ZM219 243V244H220ZM235 242L233 241L231 244L233 245ZM42 244V243H41ZM46 244V243H45ZM49 244V245H50ZM133 244V243H132ZM154 244V243H153ZM217 244V243H216ZM226 244V243H225ZM54 245V244H53ZM129 245H130V243H129ZM128 245V246H129ZM198 245V244H197ZM235 245H236V243H235ZM37 246H39V245H37L36 244V247ZM48 246V245H47ZM149 246V245H148ZM152 245H150V247H151ZM181 246V245H180ZM229 246V245H228ZM20 247V246H19ZM43 247V246H42ZM203 247V248H204ZM236 247V246H235ZM239 247V246H238ZM10 248H11V246H10ZM18 248V247H17ZM45 248V247H44ZM43 248V249H44ZM52 248V247H51ZM16 249V248H15ZM20 249H22V248H20ZM186 249V248H185ZM46 250V249H45ZM50 250V249H49ZM59 250H58V252H59ZM152 250H153V247H152ZM189 250V249H188ZM201 250V249H200ZM204 249H202V251H203ZM207 249L205 248V251H206ZM212 250H215V252L217 251V250H220V252H221V256H229V255H231V251L229 250V248H227L226 246H219V245H213L212 246ZM235 250H236V248H235ZM244 250V249H243ZM17 251V250H16ZM21 251V250H20ZM41 251H43V250H41ZM62 251V250H61ZM154 251H156V250H154ZM208 251V250H207ZM237 251V250H236ZM238 251H239V249H238ZM241 251V250H240ZM239 251V252H240ZM22 252H23V250H22ZM21 252V253H22ZM47 252V251H46ZM56 252V251H55ZM158 252V251H157ZM156 252V253H157ZM186 252V251H185ZM210 252V251H209ZM17 253H18V251H17ZM24 253V252H23ZM29 253V252H28ZM35 253V252H34ZM42 253V252H41ZM52 253V251L50 252V253H48V254H50V255H52L51 254ZM155 253V252H154ZM158 253H160L161 254V252H158ZM177 253V252H176ZM179 253V252H178ZM190 254H191V252H189ZM207 253V252H206ZM210 253H212V252H210ZM247 253V252H246ZM260 253V252H259ZM36 254V253H35ZM44 254V253H43ZM47 254V255H48ZM193 254H195V253H193ZM245 254V253H244ZM27 255V254H26ZM58 255V254H57ZM62 255H61V257H62ZM188 255V254H187ZM199 255V254H198ZM202 255V254H201ZM206 255V254H205ZM208 255V254H207ZM206 255V256H207ZM22 256V255H21ZM28 256V255H27ZM40 256V255H39ZM45 256H46V254H45ZM55 256H56V253H55ZM73 256V255H72ZM161 256V255H160ZM159 256V257H160ZM185 256V255H184ZM193 256V255H192ZM25 257V256H24ZM24 257L22 258V259H20L19 261H23V259H24ZM41 257V256H40ZM43 257V256H42ZM174 257V256H173ZM178 257V256H177ZM204 257V256H203ZM236 257H237V255H235V259H236ZM240 258H241V255L239 256ZM243 257H245V255L243 256ZM242 257V258H243ZM247 257V256H246ZM26 258V257H25ZM44 258H46V257H44ZM54 258H57V257H54ZM73 258V259H74ZM176 258V257H175ZM184 258V257H183ZM189 258V257H188ZM193 258L194 257H191V259L193 260ZM197 258V257H196ZM199 258V257H198ZM205 258V257H204ZM223 258V257H222ZM221 258V259H222ZM231 258V257H230ZM19 259V258H18ZM62 258H60V256H58V258L56 259V260H54V263L53 264H60V261L59 260H61ZM159 260H161L160 258H158ZM180 259H182V258H180ZM201 259V258H200ZM203 259V258H202ZM220 259V260H221ZM245 259V258H244ZM38 260H39V258H38ZM41 260V259H40ZM174 260V259H173ZM176 260V259H175ZM186 260V259H185ZM216 260V259H215ZM263 260V259H262ZM162 261V260H161ZM180 261V263L179 264H185L184 262H182V260H179ZM207 261H209L208 259H207ZM214 261V260H213ZM241 261H243L242 259H241ZM47 262V261H46ZM194 262V261H193ZM212 262V261H211ZM223 262V261H222ZM65 263H66V261H65ZM177 263V262H176ZM175 263V264H176ZM203 263H205L204 261H203ZM202 263V264H203ZM21 264V263H20ZM71 264V263H70ZM165 264V263H164ZM174 264V263H173ZM192 264V263H191ZM216 264V263H215ZM256 264V263H255ZM259 264V263H258Z\"/></svg>",
	"mask_w": 264,
	"mask_h": 264
}]
</instances>
